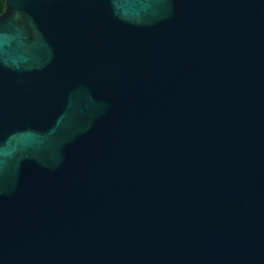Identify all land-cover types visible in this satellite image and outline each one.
Wrapping results in <instances>:
<instances>
[{"label":"water","instance_id":"water-1","mask_svg":"<svg viewBox=\"0 0 264 264\" xmlns=\"http://www.w3.org/2000/svg\"><path fill=\"white\" fill-rule=\"evenodd\" d=\"M0 264H264V0H5Z\"/></svg>","mask_w":264,"mask_h":264},{"label":"trees","instance_id":"trees-1","mask_svg":"<svg viewBox=\"0 0 264 264\" xmlns=\"http://www.w3.org/2000/svg\"><path fill=\"white\" fill-rule=\"evenodd\" d=\"M4 2L5 0H0V13L4 10Z\"/></svg>","mask_w":264,"mask_h":264}]
</instances>
